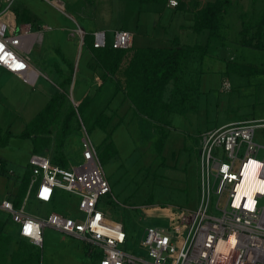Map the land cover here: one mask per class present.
<instances>
[{
    "label": "rangeland",
    "instance_id": "obj_1",
    "mask_svg": "<svg viewBox=\"0 0 264 264\" xmlns=\"http://www.w3.org/2000/svg\"><path fill=\"white\" fill-rule=\"evenodd\" d=\"M6 7L0 1V13ZM15 8L21 13L28 11L31 14V20L23 21V24L28 23L33 28L40 25L42 28L46 25L52 27V31H44L45 42L39 41L30 55L33 67L46 71L61 63L57 48L46 58L49 47L52 44L59 46L61 42L58 41L60 29H55L58 22L69 20L66 16L75 13V8L87 15L90 2L15 0L12 13L17 20ZM64 10L67 12H62ZM250 14L247 21H250ZM91 20L92 17L88 16L83 25L87 29H108V42L112 44L115 29L121 27L119 18L98 16L96 21ZM255 32L250 31L242 45L236 42L237 47L225 53V59H222L225 63H216L211 59L199 67L187 61L179 73V83L165 81L164 73L159 72L158 96L154 102L147 101L150 81L155 73V65L148 57L139 56L141 59L133 70L135 75L128 79V85L125 81L121 86L117 79H106L99 64L96 66L93 63L88 69L81 66L80 72L77 70L71 74L58 123L37 138L23 139L18 136L27 122L44 107L53 84L43 75L34 85L18 81L9 73H2L4 71L0 67V128L4 131L3 135L11 129L16 136L0 150L3 157L0 158L9 171L7 177L0 175V201L13 184L10 177H14L18 184V192L14 198L10 197L11 200L14 202L15 195L22 192L30 179L29 159L32 154L60 159L58 144L62 141L67 166H79L84 161V141H91L112 186L111 195L104 198L108 213L123 223L129 234L127 252L138 254L146 261L139 264H152L147 250L142 247L148 227L172 231L181 226L180 247L188 231L185 225L187 218L199 207L201 198V136L231 123L253 122L257 128L255 142L260 146L258 155L264 157V52L245 46V40L253 37ZM213 51H210L211 56ZM232 56L236 57L233 66L241 68L248 76L229 75L227 65ZM206 69L210 72L204 74L206 77L202 81L200 73L203 74ZM224 77H229L231 87L233 85L229 93L220 89L221 78ZM63 82L55 83L58 86ZM183 93L189 94L190 99L181 104ZM80 96H84L81 105L78 103ZM69 198L54 202L51 205L53 211L75 213L76 201ZM42 205L31 198L27 211L37 214L36 209ZM0 214L4 222L0 225V264H26V261L27 264H39L38 260L28 261L38 249L41 250L43 264H91L83 253L84 243L75 238L46 228L44 245L37 247L20 236L10 213L1 210Z\"/></svg>",
    "mask_w": 264,
    "mask_h": 264
},
{
    "label": "built area",
    "instance_id": "obj_2",
    "mask_svg": "<svg viewBox=\"0 0 264 264\" xmlns=\"http://www.w3.org/2000/svg\"><path fill=\"white\" fill-rule=\"evenodd\" d=\"M7 7L0 13V67L29 83L36 73L30 55L48 26L35 30L12 17L15 0H0ZM177 9L181 0H168ZM9 16L11 18L9 19ZM133 34L116 32L111 46L129 49ZM96 48L106 46L105 35L97 34ZM228 79L222 90L231 91ZM253 122H236L205 132L201 136V198L199 207L185 223L188 231L178 247L179 233L148 227L142 247L152 264H264V157L255 142ZM84 161L63 168L51 158L32 154L29 187L22 206L5 200L0 208L11 215L19 234L37 247H43L44 232L52 228L92 242L100 251V264H139L141 256L129 253V234L123 223L111 217L104 198L112 186L99 163L91 141H84ZM73 198L76 211H52L38 216L27 211L31 198L40 204H53ZM72 200V199H71Z\"/></svg>",
    "mask_w": 264,
    "mask_h": 264
},
{
    "label": "crops",
    "instance_id": "obj_3",
    "mask_svg": "<svg viewBox=\"0 0 264 264\" xmlns=\"http://www.w3.org/2000/svg\"><path fill=\"white\" fill-rule=\"evenodd\" d=\"M216 1L217 0H181L180 7L173 9L167 5L168 0H89L90 10L87 15H83L82 10L75 8V13L66 16L69 20L60 21V23L58 22V26L55 27V29L57 28L56 30L60 29L58 31L60 37L58 41L61 40V42L58 43V41L54 40L59 46H54L52 44V47H49V52H47L48 55L46 58L49 57L54 48H57L61 63L54 64L53 67H49L47 70L45 69L46 71H40L35 69L36 67H33L34 63L30 59L32 71L36 73L35 81L30 84L34 85L37 83L40 75H43L46 80L53 84V88L47 95L48 99L44 107L30 122H27L26 127L41 113L54 96L60 92V84L57 86L55 82H65L71 78V66H74L75 72L77 70L80 72L83 66L88 69L89 65L93 63H95L96 66L99 64L93 50V48L101 49L94 46L97 34L105 35L106 46H111L108 42V29H87L83 25V20L88 16L92 17L91 22L96 21V17L98 18V16L108 19H112L113 17L119 18V26L121 27L116 28L114 34L119 31H127L133 34V44L132 47L128 49L127 57H125L122 63L123 73L121 72V76L119 75L116 77L112 73L103 74V76L105 75L106 79L110 81L122 78L125 82L128 81V79L131 80V76L135 75L133 70L138 59H141L139 57L140 55H143L144 59L146 57L149 58L154 55L152 52L158 50H187L189 54L186 61L189 63H196L199 67H203L211 59H214L216 63H225L223 61L225 59H223L225 53L237 47V45H235L236 42L241 44L244 37L248 35L250 31H258L257 28L264 18V0H232L231 6L220 16L221 26L216 25L217 27L215 28L217 31L215 30V37L211 35L210 29L204 28L201 32H197L195 29L196 24L201 20L208 5ZM58 9L60 10V8ZM16 11H19V9L15 8V12ZM62 12L67 11L64 10ZM249 13H251V16H249L250 21H247L246 18ZM11 15L12 17L14 16L13 13ZM16 21L19 23L18 20ZM19 24H23V22ZM41 26L42 25L34 29L39 30ZM48 27L50 28L49 30L52 31V27ZM248 27H250V30L247 32L246 28ZM48 40L51 41V38H48ZM44 42L45 36L43 33L42 43ZM253 42L256 43L257 40L255 39ZM212 47L217 49V52L214 53L213 56H211L210 53ZM230 60L235 61L236 57L232 56ZM140 62L142 63V60ZM82 63L84 64L82 65ZM98 66L101 68L100 65ZM1 69L4 71L2 73H9L11 77H14L18 81L27 82L6 69L2 67ZM101 70L104 73V69L101 68ZM207 72H210V70L206 69L203 74L200 73L202 81L205 79L206 75L204 74H207ZM225 79V77L221 78L220 89ZM203 86L204 84L202 83V88ZM0 96H2L1 92ZM83 98L84 96L79 97V105L83 103ZM0 157L2 156L0 155ZM47 157L51 158L50 156ZM11 172L12 174L14 173L13 171ZM10 179L13 184H10L8 187V194L0 201V205L5 200L12 201L10 197L12 196L14 198V194L18 192L17 180L14 177H10ZM51 205L52 204H43L42 206H38L36 209L37 214L35 215L43 217L48 216L53 211ZM0 210L2 209L0 208ZM15 226L19 231V226L17 224H15ZM54 231L59 232L55 229ZM59 233L64 234L62 232ZM64 235L84 243L82 250L84 255L89 258L87 261L91 262V264H100L101 253L96 247V249L92 248V246H95L92 242L79 237L67 234ZM40 264H43L42 256Z\"/></svg>",
    "mask_w": 264,
    "mask_h": 264
},
{
    "label": "trees",
    "instance_id": "obj_4",
    "mask_svg": "<svg viewBox=\"0 0 264 264\" xmlns=\"http://www.w3.org/2000/svg\"><path fill=\"white\" fill-rule=\"evenodd\" d=\"M232 0H217L215 3L208 5L207 9L205 10L201 20L196 24V31L201 32L202 29H210L211 35L215 37V30L217 29L216 25L221 26V18L220 16L225 13V11L231 6ZM17 20L19 23L23 21L31 20L30 14L28 11L21 13L20 11H16ZM221 28V27H220ZM258 31L254 34L252 38L249 40H245V46L251 47L258 51H264V18L263 21L258 26ZM247 32L250 30V27L246 28ZM257 40L256 43L253 44L254 40ZM93 48V47H92ZM95 55L98 59L99 65L101 68L104 69L106 73H112L114 76H119L121 73V66H122V59L127 55L128 49H114L112 46H106L105 48L101 49H94ZM216 53V48H211V52ZM189 51L184 49H175V50H158L152 52L154 55L149 57V59L155 65V73L153 78L150 81L151 88L149 89V93L147 95V101L154 102L156 97L158 96L157 86H158V73L162 72L165 76V81H173L179 83L180 77L179 73L182 70L184 64L187 62L186 59L188 57ZM228 63V73L230 74H238L240 77H245L248 74L243 73L241 68L233 66V61H229ZM145 66V65H144ZM75 73L74 67L71 66V74ZM71 75V76H72ZM226 79L230 80L229 77H225ZM231 81V80H230ZM134 82V81H133ZM133 82H129L133 84ZM71 83V79L66 80L60 85V92H58L54 98L50 101V103L41 111V113L32 121L26 129L18 136L19 138L29 139L32 137L39 136L43 133H48L51 127L55 126L59 119L65 105V98H66V90L67 86ZM124 80L122 78L118 79V84L121 86L123 85ZM128 85V81H127ZM149 86V87H150ZM233 89V85L231 87ZM231 89V91H232ZM181 91V89H180ZM190 99V95L183 93L181 96V104L187 102ZM189 101V100H188ZM84 103V102H83ZM149 105V104H147ZM75 110V109H74ZM72 110L73 113L75 111ZM147 113V112H146ZM75 115V114H74ZM214 130V129H213ZM3 130L0 128V150L6 148L9 143L11 142L12 138L16 136L13 134L11 129L5 132L3 135ZM37 138V137H36ZM35 138V140H36ZM59 153L61 155L60 159H52V161L63 168H68L67 163H65V157L63 153V142H59L58 144ZM8 169L6 167L5 162L2 161L0 158V175L1 176H8ZM30 180V179H29ZM23 186L22 192H19L15 195L16 200L14 201V205L16 208H20L22 206V202L26 197V193L28 190V183ZM1 213V210H0ZM1 215V214H0ZM4 224L2 218L0 217V225ZM41 262V250L38 249L34 254L29 256L30 262L33 261ZM27 264V261L25 262Z\"/></svg>",
    "mask_w": 264,
    "mask_h": 264
}]
</instances>
